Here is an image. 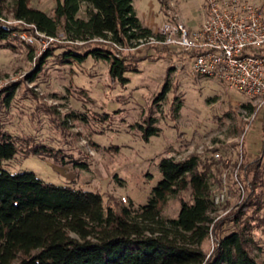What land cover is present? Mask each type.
Segmentation results:
<instances>
[{"label":"rangeland","instance_id":"rangeland-1","mask_svg":"<svg viewBox=\"0 0 264 264\" xmlns=\"http://www.w3.org/2000/svg\"><path fill=\"white\" fill-rule=\"evenodd\" d=\"M204 1L132 0V5L142 25L155 33L172 16L195 28L203 19ZM29 5L51 15L55 0H29ZM0 21L18 26L12 0H0ZM65 38L59 27L50 40L42 36L27 44L16 36L12 46L0 44V133L11 134L18 148L12 158L1 162L3 169L12 174L32 171L46 183L97 191L104 208L111 204L120 211L130 203L134 208L147 203L161 179L163 156L180 160L196 154L207 164L212 162L211 192L225 190V199L211 212L213 219L240 205L245 192L239 166L245 156L247 160L257 157L264 144V107L249 110L245 105L255 106L254 98L220 79L193 74L180 53L167 45L146 43V39L120 46L97 37ZM66 44L79 47V52L93 46L120 49L127 59L128 81H112L108 63L99 58L60 62ZM47 49L54 53L30 79ZM137 56L144 58L136 60ZM164 85L163 95L154 103ZM147 116L155 118L159 129L146 139L137 123ZM41 144L49 146L51 157L25 151ZM260 157L259 219L245 237L249 254L264 264V152ZM77 161L87 167L81 168ZM181 200L192 201L189 189L170 195L161 217H176ZM231 229L226 223L221 234ZM212 246L210 235L200 244L207 255Z\"/></svg>","mask_w":264,"mask_h":264},{"label":"trees","instance_id":"trees-1","mask_svg":"<svg viewBox=\"0 0 264 264\" xmlns=\"http://www.w3.org/2000/svg\"><path fill=\"white\" fill-rule=\"evenodd\" d=\"M82 5L84 15L80 16ZM12 9L14 18L34 24L47 35L56 36L61 27L69 41L97 37L126 46L151 34L137 17L132 0H55L51 15L30 6L29 0H12ZM19 29V25L0 21V44L12 46ZM63 47L66 50L60 62H82L87 56L99 58L108 63L112 81H128L124 75L127 59L120 49L93 46L79 52V47ZM53 53V49L45 51L30 79L37 76ZM142 58L137 56L136 60ZM165 88L166 85L154 103ZM11 96L12 91L7 92V103ZM245 106L249 110L256 108ZM154 123L153 116L137 123L146 139L158 133ZM17 149L12 135L1 132L0 264H258L248 252L245 233L259 219L258 169L264 144L257 157L247 160L245 156L240 163L245 192L240 205L215 220L209 182L212 162L207 164L196 154L180 160L163 156L159 162L161 179L153 186L147 203L138 208L130 203L117 211L111 204L104 208L97 191L46 183L32 171L12 174L3 169L1 162L12 158ZM25 151L45 158L52 156L44 144ZM76 165L87 167L84 161ZM185 189L190 190L192 201L181 200L176 217L162 218V206L168 197ZM226 223L233 229L221 234ZM209 235L213 246L207 255L200 244Z\"/></svg>","mask_w":264,"mask_h":264},{"label":"built area","instance_id":"built-area-1","mask_svg":"<svg viewBox=\"0 0 264 264\" xmlns=\"http://www.w3.org/2000/svg\"><path fill=\"white\" fill-rule=\"evenodd\" d=\"M202 12L203 19L195 28L175 16L167 17L155 33L139 41L146 39V43L177 50L193 74L220 79L229 88L254 98L257 109L264 107V3L205 0ZM15 23L21 25L16 35L27 44L38 37H55L23 19L15 18ZM121 199L125 201V197ZM224 199L225 190L211 192L214 207Z\"/></svg>","mask_w":264,"mask_h":264}]
</instances>
